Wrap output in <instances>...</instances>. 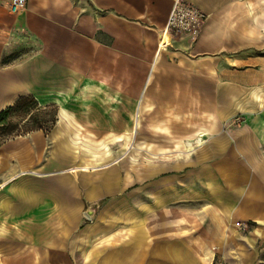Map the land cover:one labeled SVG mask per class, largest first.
<instances>
[{"label":"crops","instance_id":"1","mask_svg":"<svg viewBox=\"0 0 264 264\" xmlns=\"http://www.w3.org/2000/svg\"><path fill=\"white\" fill-rule=\"evenodd\" d=\"M183 1L206 22L163 51L173 0H27L10 20L25 55L0 76L29 86L19 99L62 107L86 132L145 154L142 172L125 174H81L86 160L36 168L40 144L22 138L10 156L20 173L7 180L41 171L21 178L57 208L47 222L57 237L85 224L87 243L113 245L102 264H264V0ZM14 182L15 193L0 185V212L18 218Z\"/></svg>","mask_w":264,"mask_h":264},{"label":"rangeland","instance_id":"2","mask_svg":"<svg viewBox=\"0 0 264 264\" xmlns=\"http://www.w3.org/2000/svg\"><path fill=\"white\" fill-rule=\"evenodd\" d=\"M12 18L14 17L8 15L6 6L0 4V48L2 49L0 68H4L12 61H16L18 57L22 58L25 55L19 48V38L15 36L10 38L11 34L7 32L11 27L10 20ZM28 88L29 86H20L17 77L7 79L0 76V108L9 105L11 100H19L20 94L29 93L31 89L28 91ZM29 105L32 107L29 115H26L23 110L12 114L7 122L14 127V133L2 137L3 139L0 141V156L3 163L7 164V168L0 173V185L4 184L6 187L11 185L8 191L10 189L13 191L12 193H15L17 182L14 181L19 179V193L24 198L19 200L18 218L15 213L11 212L15 209L13 207L9 208L6 213L0 212V264H102L105 260L112 261L113 245L102 246L99 245L100 241L96 240H90L87 243V240L82 237L85 224H81V230L73 231L70 238L57 237L62 231L54 228L55 223L50 226L47 223L53 221L54 208L55 211L57 208L47 209L48 206L54 205L45 204L47 196L42 199L44 196L41 188H32L30 183L23 181L26 178L32 179L28 177L41 175V171L34 173L35 175H23L19 178L16 176L7 180L10 176L20 173L17 156L12 160L10 156L15 150L16 141L22 138L25 140L24 145L27 141L40 144L39 150L35 152V158L38 159L36 168L48 163L50 168H54L59 161L69 163L66 167L71 164H76L78 167L81 161L86 160L91 163L92 168L88 173L81 174H110L112 172L125 174L128 171L142 172L145 165L144 152L136 150L135 145L130 150L126 149L125 143L113 144L114 137L112 138V135L86 132L79 125L80 123L64 116L66 113L62 107L60 109L51 105L39 106L35 100H30ZM23 152L25 150L21 147L20 153ZM24 176L27 177L21 178ZM92 178L94 177L80 180L81 193L84 180ZM6 192L7 190H2L0 198ZM67 194L69 193L67 192ZM79 195L82 196L80 193ZM45 209L49 214L43 212ZM85 215L84 217H86ZM92 221L95 222V220ZM85 222L86 219L83 218V223ZM87 223L91 225V221ZM247 227L245 232L252 230L250 226L247 225ZM53 236L56 238L54 239ZM64 244H66L68 252L60 254L61 252L57 250L58 246ZM211 264L220 263L213 261Z\"/></svg>","mask_w":264,"mask_h":264},{"label":"built area","instance_id":"3","mask_svg":"<svg viewBox=\"0 0 264 264\" xmlns=\"http://www.w3.org/2000/svg\"><path fill=\"white\" fill-rule=\"evenodd\" d=\"M27 0H8L6 10L15 17L26 10ZM207 19V15L191 3L173 0V4L164 27L159 33L158 51L171 47L177 37L187 36L195 41ZM240 230L246 231L247 225L240 224Z\"/></svg>","mask_w":264,"mask_h":264},{"label":"trees","instance_id":"4","mask_svg":"<svg viewBox=\"0 0 264 264\" xmlns=\"http://www.w3.org/2000/svg\"><path fill=\"white\" fill-rule=\"evenodd\" d=\"M30 100L34 101V99L31 97L21 98L17 100L13 105L0 110V141L3 139L2 137H6L14 133V127L9 122H7L13 113L20 110H23L26 115H29L31 113L30 111L32 110V107H30L29 105ZM30 131L32 130L30 129Z\"/></svg>","mask_w":264,"mask_h":264},{"label":"bare ground","instance_id":"5","mask_svg":"<svg viewBox=\"0 0 264 264\" xmlns=\"http://www.w3.org/2000/svg\"><path fill=\"white\" fill-rule=\"evenodd\" d=\"M91 168H92V167H87V166L84 167V169H87V170H88V169H91Z\"/></svg>","mask_w":264,"mask_h":264}]
</instances>
